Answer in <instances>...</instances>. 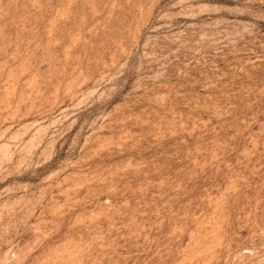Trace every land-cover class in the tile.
I'll return each instance as SVG.
<instances>
[{
	"label": "rangeland",
	"instance_id": "obj_1",
	"mask_svg": "<svg viewBox=\"0 0 264 264\" xmlns=\"http://www.w3.org/2000/svg\"><path fill=\"white\" fill-rule=\"evenodd\" d=\"M0 264H264V0H0Z\"/></svg>",
	"mask_w": 264,
	"mask_h": 264
}]
</instances>
